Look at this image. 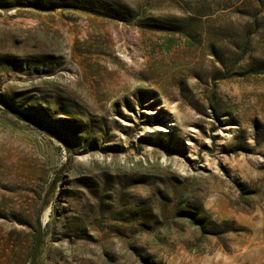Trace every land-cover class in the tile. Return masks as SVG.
Returning <instances> with one entry per match:
<instances>
[{
	"label": "rangeland",
	"instance_id": "374dc122",
	"mask_svg": "<svg viewBox=\"0 0 264 264\" xmlns=\"http://www.w3.org/2000/svg\"><path fill=\"white\" fill-rule=\"evenodd\" d=\"M38 216L36 264H264V0H0V264Z\"/></svg>",
	"mask_w": 264,
	"mask_h": 264
},
{
	"label": "water",
	"instance_id": "95a60500",
	"mask_svg": "<svg viewBox=\"0 0 264 264\" xmlns=\"http://www.w3.org/2000/svg\"><path fill=\"white\" fill-rule=\"evenodd\" d=\"M6 107L9 110V112H11L18 120L28 123L36 128L42 129L45 132H49V133L53 132V130L49 126H47L45 123H43L42 121L36 118L30 117L29 115L19 110L13 109L10 106H6ZM54 188L55 186H52L51 191H53ZM48 195L49 194H47L46 197ZM42 235H43V219H41V217L38 216V218L36 219L35 240H34L32 252H31V256H30V264L37 263V259H38V256L40 254V249H41Z\"/></svg>",
	"mask_w": 264,
	"mask_h": 264
},
{
	"label": "bare ground",
	"instance_id": "6f19581e",
	"mask_svg": "<svg viewBox=\"0 0 264 264\" xmlns=\"http://www.w3.org/2000/svg\"><path fill=\"white\" fill-rule=\"evenodd\" d=\"M168 126H169V125H168ZM160 130H162V131H163L164 129H162V128H161Z\"/></svg>",
	"mask_w": 264,
	"mask_h": 264
},
{
	"label": "trees",
	"instance_id": "16d2710c",
	"mask_svg": "<svg viewBox=\"0 0 264 264\" xmlns=\"http://www.w3.org/2000/svg\"><path fill=\"white\" fill-rule=\"evenodd\" d=\"M23 113H25V112H23ZM26 114V113H25ZM28 115V114H27ZM30 116V115H29ZM31 117V116H30Z\"/></svg>",
	"mask_w": 264,
	"mask_h": 264
}]
</instances>
